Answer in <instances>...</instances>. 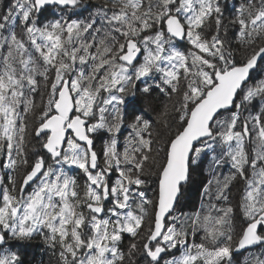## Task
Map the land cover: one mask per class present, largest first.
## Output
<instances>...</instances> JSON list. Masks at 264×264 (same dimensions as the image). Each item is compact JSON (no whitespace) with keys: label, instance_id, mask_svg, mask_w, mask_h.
I'll return each mask as SVG.
<instances>
[{"label":"snow or ice","instance_id":"snow-or-ice-1","mask_svg":"<svg viewBox=\"0 0 264 264\" xmlns=\"http://www.w3.org/2000/svg\"><path fill=\"white\" fill-rule=\"evenodd\" d=\"M226 6L9 0L0 264H25L37 237L58 264H231L234 245L264 244V76L254 75L264 72V0H233L228 16ZM154 92L167 98L160 127L140 106ZM205 163L199 206L178 210Z\"/></svg>","mask_w":264,"mask_h":264},{"label":"trees","instance_id":"trees-1","mask_svg":"<svg viewBox=\"0 0 264 264\" xmlns=\"http://www.w3.org/2000/svg\"><path fill=\"white\" fill-rule=\"evenodd\" d=\"M100 0H85V3L89 4V10H92V6L99 3ZM236 2H239V0H236ZM9 0H0V11L5 9L8 6ZM221 3H226V8H225V16H228L230 12L232 11V3L233 0H221ZM84 17L88 16V11H84L82 13ZM239 59V56L237 57ZM256 73H259V75L264 76V72H260L259 69L255 70L254 75ZM258 78V77H257ZM167 103V98L163 95H157V93H153V96L151 100L145 101L142 98L140 99V106L145 110L147 113V118L151 119L153 123L157 126L160 127V122L157 121L156 117L158 112L161 110V107L163 104ZM258 103V102H257ZM127 123V121H126ZM131 129L127 128L126 124L125 126L122 127L121 131L117 133V138L119 140V144L121 148L126 142V137L129 136L131 133ZM109 138V134L107 133V139ZM100 140L96 137L95 135V140H94V147L98 152H101V149L103 147V144L99 146ZM203 171H204V181L206 180V174H207V167L206 163L203 164ZM227 171V169H225ZM194 177V176H192ZM154 179V177H153ZM82 182V181H81ZM149 184L151 185V180H149ZM185 189V188H184ZM148 194H151V187L148 188ZM196 193V192H195ZM181 199V198H180ZM238 196H237V188L234 185L232 189V200L233 204L235 205L237 202ZM200 200V197H199ZM180 202V200H179ZM179 202L177 204V207L179 205ZM199 206V201L197 204L192 208H196ZM190 209V210H192ZM187 210V211H190ZM239 224V221H237V225ZM236 231H239V227L237 226ZM191 239V237H189ZM196 242H200V237L197 236ZM130 240V237L127 235L124 238L123 245L126 246ZM234 240H236V236H234ZM191 241V240H190ZM178 254V253H177ZM23 259L25 261V264H58V255H54L53 250L45 246L40 239L37 237L35 240H33L30 245L24 250L22 253ZM170 256H165L164 259H168ZM254 258H259L264 260V245H261L257 247L256 249H252L251 251L248 252V254L244 255L243 258L240 260L239 263L237 264H254ZM161 264H163V260L161 261ZM231 264L233 262L231 261ZM236 264V263H234Z\"/></svg>","mask_w":264,"mask_h":264},{"label":"rangeland","instance_id":"rangeland-1","mask_svg":"<svg viewBox=\"0 0 264 264\" xmlns=\"http://www.w3.org/2000/svg\"><path fill=\"white\" fill-rule=\"evenodd\" d=\"M96 137L100 140V143L98 146V147H100L107 140V132L101 131L100 133L96 134ZM202 168H203V164L201 165L200 168H194L193 169L190 181L185 186L184 195L181 197L179 205L177 207L178 210H182V211L190 210L199 201V194H198L199 193V187L201 185V182L204 181V171ZM192 176H194V177H192ZM149 195H151V194L149 193ZM232 202H233V200H232ZM246 254H248V251H244V252H241V253L236 254V255H234L232 253L233 264L239 263L240 260L243 258V256Z\"/></svg>","mask_w":264,"mask_h":264},{"label":"water","instance_id":"water-1","mask_svg":"<svg viewBox=\"0 0 264 264\" xmlns=\"http://www.w3.org/2000/svg\"><path fill=\"white\" fill-rule=\"evenodd\" d=\"M260 245H264V244L248 246V247H245L244 249H240L239 251H237V250L235 249V246H234V248H233V252H232V253H233L234 255H236V254H239V253H241V252L247 251V249H253V248H256V247H258V246H260Z\"/></svg>","mask_w":264,"mask_h":264},{"label":"flooded vegetation","instance_id":"flooded-vegetation-1","mask_svg":"<svg viewBox=\"0 0 264 264\" xmlns=\"http://www.w3.org/2000/svg\"><path fill=\"white\" fill-rule=\"evenodd\" d=\"M3 175V171L2 170H0V176H2ZM5 178V180H6V177H4ZM261 246V245H260ZM259 247V246H258ZM253 249H255V248H253ZM252 249H247V251L249 252V251H251Z\"/></svg>","mask_w":264,"mask_h":264}]
</instances>
